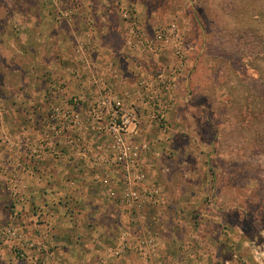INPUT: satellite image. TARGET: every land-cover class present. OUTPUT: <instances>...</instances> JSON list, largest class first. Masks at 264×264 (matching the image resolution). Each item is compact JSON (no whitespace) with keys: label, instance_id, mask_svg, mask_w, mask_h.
<instances>
[{"label":"rangeland","instance_id":"1","mask_svg":"<svg viewBox=\"0 0 264 264\" xmlns=\"http://www.w3.org/2000/svg\"><path fill=\"white\" fill-rule=\"evenodd\" d=\"M52 1L77 8L69 13L78 15L72 21L80 34L82 57L92 61V55L100 51L93 69L97 79L90 77L92 82L85 83L89 90L99 83L127 103L136 98L145 103L155 95H162L163 100L169 97L158 80H173L165 121L150 120V104L141 106L136 136L131 139L147 145L143 158L147 178L157 188V202L146 207L142 217L122 212L88 168L86 178L98 185V193L109 202L102 206L112 209L113 216L101 219L107 232L87 237L91 245L87 251L94 255V262L89 258L78 264H113L107 249L127 227L134 232L147 229L154 237L161 264H207L213 260L220 264L221 259V264H264V0H0V26L14 17L19 23L30 22L37 15L45 19V6L55 20ZM131 25L140 27L143 38L155 45L153 50L136 44ZM164 28L178 34L179 41L173 40V34L169 40L158 36ZM177 43L178 55L173 47ZM3 44L4 52L20 45L8 37ZM66 62L72 71L78 66L82 74L91 68L77 59ZM64 77L59 73L57 79L49 80L52 90L46 91V96H51L47 97V114L56 88L64 86ZM143 85H147L145 89ZM97 90L74 96L90 98ZM141 92L145 95L139 97ZM31 97L39 96L28 93L21 98L27 103ZM4 120L5 129L0 123V156L6 149L19 147L26 151L25 158L30 157L35 137L30 136L29 128L21 130L22 143L23 138L12 136L15 121ZM3 158L0 264H38L45 258L49 264H59L54 251L57 237L51 227L29 235L21 224L30 214L25 209L31 206L20 177V173H28L26 163L14 166L15 159L7 162ZM15 205L22 209L21 220L18 214L17 219L13 215ZM38 218L36 224H43ZM7 227L16 230L20 241L3 236ZM26 243L34 246L26 247ZM20 245L27 249L28 259L16 257ZM160 245L172 250V255L160 256ZM129 252L135 254L130 249L124 257Z\"/></svg>","mask_w":264,"mask_h":264},{"label":"crops","instance_id":"2","mask_svg":"<svg viewBox=\"0 0 264 264\" xmlns=\"http://www.w3.org/2000/svg\"><path fill=\"white\" fill-rule=\"evenodd\" d=\"M54 5L55 20L50 18L49 15L53 14L49 10L47 11L45 6L42 11V14L46 16L45 19H41V16L37 15L38 18L31 19L30 22H26L25 19L19 23L17 17H14L13 20L8 19L7 23H4V27L0 26V105L3 106L0 123L4 128V123L6 124L4 118L15 121L16 131L12 133V136L23 138L22 143L25 142L24 137L21 136L23 127L29 128L30 136L35 137L29 148L30 157L25 158L26 151H22L23 149L19 147L7 150L8 145L3 147L6 152L0 157L7 156V158H3L7 162H12L15 159L14 166L26 163L28 173H20V177L27 187L26 198L31 205L30 208L25 209L30 214L25 216L26 218L21 222L27 234L36 235L38 230L51 227L57 237L54 251L59 264H78L81 261L90 260L89 258L93 263L94 255L92 256L91 252L87 251V247L91 248L87 237L107 232V229L101 225V219L113 216L112 209L110 210L107 205L102 206L103 203L108 204L109 202L104 195L102 198L98 193V189H100L98 185L86 178L88 167L84 163L55 158L49 154L46 147L37 148L34 152L32 146L40 138L41 122L47 114L46 109L48 100H50H47V97L51 96H46V91L52 90L49 89V85H51L49 80L57 79L59 73L65 75L61 82L64 84L65 95L63 98L96 91L95 86L89 90V86L85 83L97 79L93 75V69L98 65L96 59L100 51L93 52L92 61H89L85 56L82 57L81 54H78L81 57L77 56L80 34L74 30L75 22L72 21V18L78 15H75L74 12L69 13L70 10H77V8L75 6L63 7L56 1H52L51 6ZM7 37L11 41L20 43L19 47H13L12 52L2 50L3 42ZM71 58L79 60L82 66L91 67L84 71L79 80L73 79L70 75L73 68H69L67 65L69 63L66 61ZM78 68L77 66L74 70ZM90 77L93 78L92 81H88ZM57 88L50 103L58 102V100L63 101L61 94L57 93ZM28 93H34L39 97H31L27 103H23L21 97ZM23 106H27V108L24 109ZM25 122H28V126H22ZM135 134L132 138L136 136ZM6 135L11 137L7 131ZM142 162L146 171L147 166L143 156ZM111 207L113 206L111 205ZM29 209L30 211H27ZM0 213L1 216L4 213L1 207ZM17 214L21 220L23 212L19 205H15L13 208L15 218ZM38 217L44 220L43 224H36L34 219H39ZM199 251L198 249L197 253H194L196 258L199 257ZM161 253L172 255L173 252L170 249L165 250V247L160 245V256ZM224 256L223 252L221 257L224 258ZM221 262L222 259L219 263L221 264ZM208 263L215 264L216 261ZM113 264L141 263L134 253L129 252L123 259L113 261Z\"/></svg>","mask_w":264,"mask_h":264},{"label":"built area","instance_id":"3","mask_svg":"<svg viewBox=\"0 0 264 264\" xmlns=\"http://www.w3.org/2000/svg\"><path fill=\"white\" fill-rule=\"evenodd\" d=\"M131 33L136 44L145 45V49L155 48L152 42L150 44L143 38L139 26L131 25ZM172 34L173 40L178 42V34L166 28L158 32V36H164L166 40ZM179 46L178 43L173 46L176 55L180 53ZM77 50V54L84 52L82 46ZM71 73L79 79L83 75L78 69ZM158 81L161 83V90H165L169 96L165 100L161 98L162 95H155L146 99L145 103L137 98L127 103L125 99L114 96L107 87L94 83L98 89L95 96H69L59 103H51L40 138L32 145L34 152L37 148L46 147L52 156L84 163L95 182L107 187L106 194L110 201L122 212L142 217L144 209L157 202L158 192L155 183L147 178L142 162L147 145L131 139L135 134L141 106L147 108L150 104V120L165 121L164 113L172 100L170 93L173 80L171 83L165 79ZM143 86L145 89L147 85ZM63 89L60 86L57 88V93L61 96L65 93ZM143 95L145 92H141L139 97ZM2 234L6 239L20 241L12 227L5 228ZM27 246L31 248L34 244L26 243ZM41 248L46 250L44 245ZM130 249L134 250L141 264H161L154 237L146 228H140L137 232L131 227L121 229L115 244L107 249V254L113 260H118L124 258ZM16 257L28 259L29 253L20 245ZM38 264L49 263L45 258Z\"/></svg>","mask_w":264,"mask_h":264}]
</instances>
